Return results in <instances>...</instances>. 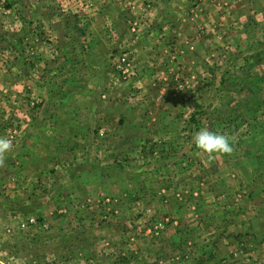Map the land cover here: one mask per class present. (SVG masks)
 Instances as JSON below:
<instances>
[{
	"label": "rangeland",
	"instance_id": "rangeland-1",
	"mask_svg": "<svg viewBox=\"0 0 264 264\" xmlns=\"http://www.w3.org/2000/svg\"><path fill=\"white\" fill-rule=\"evenodd\" d=\"M66 1L0 0V264H264V0L172 46Z\"/></svg>",
	"mask_w": 264,
	"mask_h": 264
},
{
	"label": "crops",
	"instance_id": "crops-1",
	"mask_svg": "<svg viewBox=\"0 0 264 264\" xmlns=\"http://www.w3.org/2000/svg\"><path fill=\"white\" fill-rule=\"evenodd\" d=\"M87 1L88 0L83 1V4H81L79 0H71V1L67 0L65 6L66 9H64V12L73 11L75 13L73 14L75 18L84 16L87 21L85 27L88 29L90 28V30H94L92 28V24L95 21L97 20L105 21L106 19L113 18L118 23H121V31L123 36L132 35L131 33H133V31L136 30V28L134 27L132 28V25L134 24V26L138 28V31H136L135 33H140V35L143 38H151L152 36L159 35L160 37H162V40L163 42H165V44L166 42L171 41L170 46H172L175 40L174 38L183 37L185 35V31H187L185 29L183 30L182 28H180V25L184 23L186 17V13L184 15L182 14L184 13L183 12L184 9H182V7L184 6H191V7L193 6L194 10L196 11V13H194V15L191 18L187 16L188 19L190 20L185 25L190 26L189 28L194 29L195 31L193 32V30H188L186 32L188 35H193L194 33L196 35H201V33L203 32L204 33L209 32V34H218V36L222 38L225 37L226 39L228 38V36L241 38L243 35L241 31L244 28V31L246 32L248 28V22L251 21V17H244V15H241L240 17V15H238L235 24L236 25L235 27L238 30L237 33L233 31L234 28L232 26H229L228 18L226 15L229 14L230 12H226V8L225 7L222 8V6L223 5L228 6L229 3L234 2V0H95L94 2H91V5H89ZM84 3H86L87 5L83 7L82 5H84ZM92 5H96V7L99 6L97 7L98 9L97 13L96 11H94V9L91 11L90 14H86L85 12H83V14L78 13L81 11H86L87 9H91L92 7L89 6ZM74 7L75 10L73 9ZM135 9L141 11L142 17L134 14ZM210 9H215L214 14L211 15L208 14V12L211 11ZM122 10L124 11L121 12ZM155 10H156L155 12L156 14L154 15L153 13ZM228 10L231 9L228 8ZM113 11L114 13L113 15H111L110 13H112ZM146 11L147 13H145ZM151 15L152 18L156 20L155 21L156 24L154 27L157 28L156 32L152 34L151 31L153 27L152 29L150 27L153 26V19L150 18ZM208 17L210 18V20L206 19ZM214 18H217V20L214 21L213 20ZM207 22L209 23V25L205 24ZM115 30L118 31L117 29ZM193 48L194 46L189 47V49H193ZM161 49L162 46L161 48H159V50L161 51ZM123 57L126 58V56ZM125 58L122 59L124 60ZM172 58L174 59L175 56H172ZM153 61H155L156 65L158 64L157 60H153ZM144 65H145L144 68L145 70L151 68L152 66V64L150 66L149 61L146 62ZM142 79L145 85L149 84L150 77L148 78L141 77V80ZM176 79L178 80L179 78L176 77ZM194 113L195 115L198 113L197 109L195 110ZM195 115H191V120L188 122L186 126L188 131L190 132L191 131L195 132L196 130L195 128H197L196 123L199 122V120H197ZM70 180H71L70 177H68V181Z\"/></svg>",
	"mask_w": 264,
	"mask_h": 264
},
{
	"label": "clouds",
	"instance_id": "clouds-1",
	"mask_svg": "<svg viewBox=\"0 0 264 264\" xmlns=\"http://www.w3.org/2000/svg\"><path fill=\"white\" fill-rule=\"evenodd\" d=\"M194 139L196 146L206 153L230 154L232 152L228 137L209 131L207 128L199 130ZM12 148L13 142L11 139L0 137V156L10 152Z\"/></svg>",
	"mask_w": 264,
	"mask_h": 264
}]
</instances>
